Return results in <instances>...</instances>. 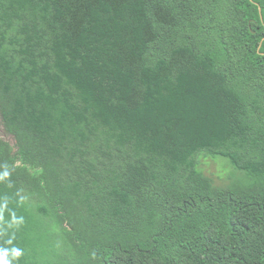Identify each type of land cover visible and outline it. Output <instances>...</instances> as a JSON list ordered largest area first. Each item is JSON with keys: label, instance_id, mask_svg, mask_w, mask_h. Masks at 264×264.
Listing matches in <instances>:
<instances>
[{"label": "trees", "instance_id": "1", "mask_svg": "<svg viewBox=\"0 0 264 264\" xmlns=\"http://www.w3.org/2000/svg\"><path fill=\"white\" fill-rule=\"evenodd\" d=\"M0 128L8 264H264V0H0Z\"/></svg>", "mask_w": 264, "mask_h": 264}, {"label": "rangeland", "instance_id": "2", "mask_svg": "<svg viewBox=\"0 0 264 264\" xmlns=\"http://www.w3.org/2000/svg\"><path fill=\"white\" fill-rule=\"evenodd\" d=\"M201 170L211 177L215 184L222 185L228 182V176L232 174L233 168L221 157L199 159Z\"/></svg>", "mask_w": 264, "mask_h": 264}, {"label": "clouds", "instance_id": "3", "mask_svg": "<svg viewBox=\"0 0 264 264\" xmlns=\"http://www.w3.org/2000/svg\"><path fill=\"white\" fill-rule=\"evenodd\" d=\"M3 175L6 177L8 175V173L5 171L3 173ZM6 255L7 254L5 253L4 256H6ZM20 255H21V250L13 252L14 257H19ZM4 256H0V264H8V261L4 258Z\"/></svg>", "mask_w": 264, "mask_h": 264}, {"label": "water", "instance_id": "4", "mask_svg": "<svg viewBox=\"0 0 264 264\" xmlns=\"http://www.w3.org/2000/svg\"><path fill=\"white\" fill-rule=\"evenodd\" d=\"M0 131H1V128H0ZM1 133H2V132H1ZM0 136L6 138L7 140H10V139H11V138H9V137H6L4 134H1Z\"/></svg>", "mask_w": 264, "mask_h": 264}]
</instances>
